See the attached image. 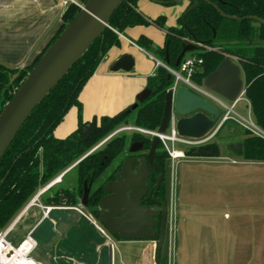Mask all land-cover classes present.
<instances>
[{
    "label": "trees",
    "instance_id": "16d2710c",
    "mask_svg": "<svg viewBox=\"0 0 264 264\" xmlns=\"http://www.w3.org/2000/svg\"><path fill=\"white\" fill-rule=\"evenodd\" d=\"M79 1L85 4L87 0ZM158 1L165 5L176 3L175 0ZM136 2L137 0H125L113 13L109 21L110 28L105 29L33 109L1 158L0 230L9 226L39 189L76 162L73 167L77 176L75 193L61 187L49 193L52 190L49 188L39 195L38 200L44 206H76L82 197L86 181L93 187L85 207L90 213L96 214L99 211L97 203L103 194L104 183L109 178H105L106 171L111 164L116 161L115 170L119 169L123 157L131 154L129 146L134 142L143 143V148L138 151L140 155H146L151 137L136 131L129 134L125 133L127 131L118 132L91 150L120 127L135 126L146 130L158 128L163 115L165 93L172 82L167 80L168 73L162 66H158L154 75L147 78L146 88L150 90V95L134 110L128 106L116 114L103 115L84 122L77 100L81 88L93 74L99 61L112 46L119 44V35L126 28L153 24L163 29L165 17L149 19L142 16L136 10ZM192 5L194 7L184 21L181 15L177 19V25L164 30L165 42L162 47L154 48L156 55L164 62L167 49L170 66L174 67L181 44L190 41L192 33L198 41L204 43H197L198 47L190 53L201 60L192 77V81L198 85L202 84L203 78L225 57L235 59L242 70L243 97L250 106L256 125L264 132V45L252 44L254 40H264V23L250 18L257 17L264 21V0H187L185 11ZM79 11L80 8L74 4L65 8L61 15V26L50 44ZM231 16L235 18H230ZM215 42L224 44L215 46ZM136 44L146 51L153 47L151 40L145 36H140ZM41 55L42 53L29 66L21 69L0 63V112ZM71 106L78 108L76 129L65 138L54 137V128ZM131 115L132 120L129 123ZM241 146V157L244 160L264 161V138L247 132ZM219 152L216 141H207L184 149L186 156L195 158L218 157ZM167 157L168 154L159 143L154 162H162Z\"/></svg>",
    "mask_w": 264,
    "mask_h": 264
},
{
    "label": "crops",
    "instance_id": "0c3cea01",
    "mask_svg": "<svg viewBox=\"0 0 264 264\" xmlns=\"http://www.w3.org/2000/svg\"><path fill=\"white\" fill-rule=\"evenodd\" d=\"M186 5L187 0L171 6L150 0H137L136 10L149 19L164 16V25L172 27L177 25V19L184 14ZM64 10L60 0H0V63L15 69L29 66L44 52L58 32ZM165 33L157 26L148 24L126 28L123 34L119 35V44L106 52L78 94L82 121L88 122L103 115L116 114L137 102L136 98L146 88L147 78L153 76L158 67L156 60L163 62L158 56L139 47L136 44L137 40L140 36H145L151 40L153 48L162 47ZM123 55L132 57L133 65L130 71H112L114 63ZM247 105L251 111L248 102ZM227 122L221 124L219 121L217 127L204 138V141H213L222 130L225 137L229 138L227 154L240 157L238 162L231 160V163L236 165L231 168L233 173L231 176H241L243 196L240 199L225 198V205L213 207L211 206L215 204L213 201L219 203L215 198L181 194L176 199L175 208L177 221L180 222L174 230H171L170 214V252L174 264H264V161H247L241 157L244 137H236L237 123L230 121L233 124L231 126L226 125ZM77 124L78 108L71 106L62 121L54 128L53 136L65 138L76 129ZM175 145L174 149L184 154V149L175 148ZM219 150L221 151L220 145ZM183 157L195 158L186 155ZM73 170L74 168L65 170L61 183ZM75 187L76 184L72 189ZM46 207H49L50 212L44 214L41 211L40 216L34 219V224L27 231L34 234L45 221H48L50 229L56 232V234L51 232L53 236L51 250L56 253L50 258L53 264H59V259L63 257L73 261L72 257L67 255H57L59 252L62 253L63 249L60 242L68 238L69 228L66 223L73 217L85 218L92 226L91 235L95 240L97 241L98 237L102 239V244L98 245L100 248L92 252L95 261L93 264L103 261L101 256L105 247L107 259L104 264H108L109 261L110 264H115L117 259L119 263L124 264H156L155 240L138 237L135 233V238L117 237L115 241L107 242L103 235L105 229L100 223H93L86 217L89 214L84 213L81 204L78 203L75 207L81 209L83 214L75 207L70 209ZM65 210H72L73 213H69L68 216L63 214L52 216L54 211ZM36 243L35 250L40 246L37 241ZM117 247L118 256L114 252ZM65 250L69 251L68 247ZM81 260L83 261L79 264H86L85 259ZM39 261L47 264L44 260Z\"/></svg>",
    "mask_w": 264,
    "mask_h": 264
},
{
    "label": "water",
    "instance_id": "95a60500",
    "mask_svg": "<svg viewBox=\"0 0 264 264\" xmlns=\"http://www.w3.org/2000/svg\"><path fill=\"white\" fill-rule=\"evenodd\" d=\"M124 1L87 0L77 15L45 49L20 87L2 107L0 112V160L33 109L79 61L92 43L104 33L105 29L110 28L111 16ZM150 1L162 3L158 0ZM175 1L178 3L182 0ZM193 7L194 5L183 14V21ZM213 7L218 10L216 5ZM230 18L235 17L231 16ZM250 18L264 23L257 17ZM190 36V41L181 44V51L175 59L174 67L179 65L186 53L198 47L197 43L204 44L198 41L192 33ZM222 44L224 43H214L215 46ZM252 44L264 45V40H254ZM165 63L170 65L167 49ZM132 65V57L123 55L114 63L112 71L128 72ZM167 80H171L170 74L167 75ZM202 86L221 97L226 103H235L241 98L244 91L240 65L235 59L225 57L212 72L203 78ZM149 95L150 90L145 88L136 98L137 102L131 106V109L134 110ZM219 117V109L187 87L180 85L175 90L169 87L164 97L162 119L155 131L158 134H164L173 118L179 136L202 140L217 127ZM159 143V137H151L146 159L128 157L123 160L120 175L115 181L105 184V195L98 200L97 209L102 211L99 222L105 230L112 234H118L120 238H135L134 234L137 233L138 237L155 240L156 264H169L172 188V159L170 157L165 159L168 208L163 211L158 237L153 229L156 224V221L153 220L155 211L152 207L141 204L143 192H140L149 170L155 169L161 173V169L154 162V154ZM142 148V142H134L129 146V152L134 153ZM159 180L160 176L157 178L156 184ZM90 190L91 183L85 181L81 205L86 204ZM32 200L24 207L20 215L29 208ZM147 216L150 217V220ZM109 247L111 249V246Z\"/></svg>",
    "mask_w": 264,
    "mask_h": 264
},
{
    "label": "rangeland",
    "instance_id": "374dc122",
    "mask_svg": "<svg viewBox=\"0 0 264 264\" xmlns=\"http://www.w3.org/2000/svg\"><path fill=\"white\" fill-rule=\"evenodd\" d=\"M177 4V3H175ZM174 4V5H175ZM171 6V5H168ZM158 28V27H157ZM168 27L164 25L163 29L165 30ZM154 47V46H153ZM151 48L148 50L151 54L156 55L154 48ZM192 51L185 54L190 55ZM17 72V71H16ZM15 72V73H16ZM211 103L218 106L220 115L224 112L222 108L218 104H216L214 101L210 100ZM234 111L238 112L240 115H242L245 118H250L252 122L255 123L254 117L252 115V112L249 111L247 102L244 97L239 98L235 105H234ZM132 115L129 117V123H131ZM226 125L233 124L228 121ZM237 126V138L245 137L246 133L252 134V132L248 131L247 129L243 128L239 124H235ZM132 131L125 132L126 134H129ZM222 130L219 132V134L213 139V141H216L220 145L221 153L218 157H207V158H177L172 161V197H171V230L175 229L178 226L177 221V215H176V199L181 196V194H186L188 196L192 197H198V198H215L219 201L218 204H216V201H213L215 203L214 205H211L213 207H218L225 205V198H241L242 195V184H241V176L238 177L236 175L231 176L233 173L231 172L232 167H236L235 164L231 163V160H236L237 162L240 160V157L237 155H230L227 154V146L230 143V140L228 137H225ZM253 135V134H252ZM196 146V145H194ZM186 147H193V146H185L183 144H176L175 148L185 149ZM177 151V150H176ZM185 156V154H184ZM120 159V157L118 158ZM116 164V161L111 164V166L107 169L106 173H108ZM77 183V176L76 171L73 170L70 173L66 175L64 178V182L61 184H58L60 187H66V188H73V185ZM58 186L56 185L49 193L54 192V190ZM59 188V187H58ZM32 200V199H31ZM30 200V201H31ZM41 205V203H39ZM38 205H31L23 214L20 215V213L16 216L14 219L16 223L13 225L9 235L8 240L13 245H18L21 242V239L26 236L28 233V229L31 228V226L34 224V219H37L41 211H43L40 206ZM80 204V203H79ZM44 206V205H43ZM78 208V207H77ZM45 211V210H44ZM70 211V212H68ZM68 211H54L52 213V216H60V215H67L69 213H73L72 210ZM66 212V213H65ZM68 212V213H67ZM84 213L89 214L88 210L84 208ZM20 215V216H19ZM19 216V217H18ZM93 216V215H92ZM78 217V216H76ZM94 218V217H92ZM95 219V220H94ZM91 219L93 223H100L98 219L94 218ZM12 221L13 223L15 221ZM12 222L10 224H12ZM9 224V225H10ZM68 226V238H64V242H60L62 245V253H57V255H64L72 257L73 261L67 260L64 257L59 259V264H79L81 263L82 258L86 260V264H93L94 257L92 256L93 250H97L98 245L102 244V239L100 237L97 238V241L95 238L91 235L92 229L90 223L85 218H75L68 220L66 223ZM66 227V226H64ZM3 230V229H2ZM0 230V231H2ZM56 232L54 229H50V226H48V221H45L38 230L32 234V238L34 241L38 242V249L34 250L31 254V256L34 259L37 260H44L47 264H53L50 261V258L54 256L56 253L51 250V246L53 244V236L52 233ZM107 242H109V239L105 238ZM115 241V239H113ZM44 242V243H43ZM132 247H135L136 245H130ZM68 247L69 251H66L65 249ZM116 256H118V247L117 250H114ZM206 254V253H205ZM102 260L99 264L106 263L107 259V249L106 247L103 250L102 253ZM205 258V256H204ZM84 260V261H85ZM205 260V259H204ZM171 252L169 253V264H174V258L171 262ZM115 264H124L119 263L118 259Z\"/></svg>",
    "mask_w": 264,
    "mask_h": 264
},
{
    "label": "built area",
    "instance_id": "2783aa9c",
    "mask_svg": "<svg viewBox=\"0 0 264 264\" xmlns=\"http://www.w3.org/2000/svg\"><path fill=\"white\" fill-rule=\"evenodd\" d=\"M60 4L63 8H66L69 4H74L77 7L81 8L83 4L80 3L79 0H60ZM150 58L154 59L151 55H149ZM201 60L193 55H184L177 67H173L170 65H167L164 62H160L156 60L157 66H162L168 74L171 75V85L170 88L175 90L178 86L182 85L190 89L191 91L195 92L196 94L200 95L207 101H214L216 104L220 106L224 110V112L220 115L219 121L220 123H225L227 121H233L239 125H241L243 128L247 129L248 131L252 132L253 135H257L259 137L264 138V132L250 119H245L238 114L234 112V105L226 103L221 97L214 94L213 92L207 90L201 85H198L192 81V77L194 72L196 71L197 64H199ZM211 102V101H210ZM121 131H136L140 132L146 135H149L150 137L157 136L159 137L160 144L162 145L163 149L168 154V157L172 159L181 158L184 156V154L181 152L180 156L175 155L174 151V145L175 144H183L185 146H194V145H200L204 143V139L202 140H196V139H190L185 138L182 136H179L176 132L175 126H174V120L172 118L171 122L169 123V126L164 134H158L155 130H146L143 128L135 127V126H124L116 129L113 131L107 138H105L103 141H101L99 144H97L91 151L99 147L106 139L111 137L112 135L121 132ZM89 151V152H91ZM63 173L59 174L57 178L52 180L50 183H48L45 187L38 190L36 193V197L32 200L31 205H38L40 202L38 200L39 195L44 193L47 188H49L52 184H54L56 181H58ZM30 205V206H31ZM29 206V207H30ZM40 208L43 210L44 214H47L49 211V207L43 206L39 204ZM75 209L82 213L81 209L75 207ZM45 210V211H44ZM89 220L93 219L90 215L86 216ZM16 223V221L12 224H10L7 228L0 231V264H6L5 260L3 258L6 257V255L11 251V249H14L17 247V249L25 242H29V246L27 251L25 252L24 256L33 260L36 264H45L39 260L34 259L31 254L35 250L37 243L32 238L31 232L27 233L26 236L23 238V240L18 245H13L8 240V235L13 227V225ZM101 232L103 230L99 228Z\"/></svg>",
    "mask_w": 264,
    "mask_h": 264
},
{
    "label": "flooded vegetation",
    "instance_id": "af4514ba",
    "mask_svg": "<svg viewBox=\"0 0 264 264\" xmlns=\"http://www.w3.org/2000/svg\"><path fill=\"white\" fill-rule=\"evenodd\" d=\"M147 152H148V150H147ZM147 152H146V155H147ZM146 155H140L139 151H136L134 153H131L130 155H126L125 157H123V160L128 158V157H138L139 159H141V158L146 159ZM165 159L166 158H163L162 162H160V160H158L159 161L158 163L155 162L156 165L161 169V173L159 171H156L155 169L149 170V174L145 177V179L143 181V186L140 190V192H143L141 204L144 206L152 207L153 211H155V212H153V214H154L153 220L156 221V224H155V226H153V229L156 232L157 237H158V234L160 231V225H161V221H162L163 211H164V209L168 208L167 171L165 168ZM123 160H122V162H123ZM154 161H155V159H154ZM76 163H74L73 165L68 167L66 170L73 169V167L75 166ZM116 166H117V163L114 165V167L108 173H106L105 178L106 177H109V178L105 181L104 186L109 181H115L117 179L118 175H120L121 166L119 169L115 170ZM62 173H63V175L61 176V178L58 181H56L54 184H52L49 188H54L56 185L61 184V180L65 174V171H63ZM57 176L55 178H57ZM159 176H160V180H159L158 184H156L157 178ZM55 178H53L52 180H54ZM104 186H103V194L101 195V197L105 195ZM58 187H60V186H58ZM58 187L56 189H58ZM76 187H77V183H76ZM76 187L74 189H70V188H67V189H69L73 193H75ZM92 187H93V185H91V189H92ZM49 188H47V189H49ZM61 188H66V187H61ZM171 197H172V188H171ZM81 198L79 200V203L81 202ZM73 207H75V206H73ZM73 207L61 206V208H69V209L73 208ZM52 208H54V206H52ZM83 208H86L89 212V209L87 207H85V205L83 206ZM49 212H50V210L48 211V213ZM101 213H102V211L99 210L96 214H93V213H90V214H91V216L93 215L92 217L100 220ZM147 218L150 220L149 216H147ZM104 231L105 232L103 235L105 236V238L109 239L110 241L119 237L118 234H112V233L108 232L107 230H104Z\"/></svg>",
    "mask_w": 264,
    "mask_h": 264
},
{
    "label": "bare ground",
    "instance_id": "6f19581e",
    "mask_svg": "<svg viewBox=\"0 0 264 264\" xmlns=\"http://www.w3.org/2000/svg\"><path fill=\"white\" fill-rule=\"evenodd\" d=\"M175 155L180 156V151H174ZM29 246V242L23 243L18 249L15 247L6 255L3 260L6 264H36L33 260L24 256Z\"/></svg>",
    "mask_w": 264,
    "mask_h": 264
}]
</instances>
